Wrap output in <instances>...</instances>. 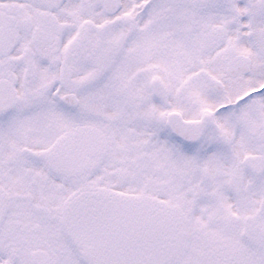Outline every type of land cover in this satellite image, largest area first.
Returning a JSON list of instances; mask_svg holds the SVG:
<instances>
[{
	"label": "snow or ice",
	"instance_id": "obj_1",
	"mask_svg": "<svg viewBox=\"0 0 264 264\" xmlns=\"http://www.w3.org/2000/svg\"><path fill=\"white\" fill-rule=\"evenodd\" d=\"M0 264H264V0H0Z\"/></svg>",
	"mask_w": 264,
	"mask_h": 264
}]
</instances>
